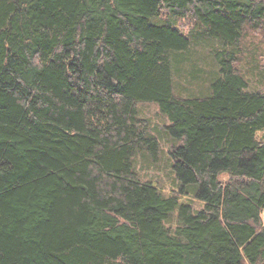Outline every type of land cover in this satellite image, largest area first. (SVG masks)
Here are the masks:
<instances>
[{"label":"trees","instance_id":"16d2710c","mask_svg":"<svg viewBox=\"0 0 264 264\" xmlns=\"http://www.w3.org/2000/svg\"><path fill=\"white\" fill-rule=\"evenodd\" d=\"M258 35L264 0H0V264H264ZM141 102L199 209L135 169Z\"/></svg>","mask_w":264,"mask_h":264},{"label":"rangeland","instance_id":"374dc122","mask_svg":"<svg viewBox=\"0 0 264 264\" xmlns=\"http://www.w3.org/2000/svg\"><path fill=\"white\" fill-rule=\"evenodd\" d=\"M152 20L169 22L174 26L180 27L181 29L183 28L182 25H184L182 31L185 33L188 31V21L183 18L175 17L172 14L162 13L159 17L153 18ZM203 41L204 40L199 41L197 47L191 48L193 49L191 50V54L195 57L194 59L192 56V60L195 62V67L202 65L203 68L208 69L210 65L212 66L213 62L211 61H214V57L209 46L211 43L207 44L203 43ZM253 41H251L252 43L250 42L248 45H246V47H248L250 51L256 48L257 51L260 50L262 53V58L260 60L261 62H264V44L259 39V35L256 36ZM256 54L260 57L259 53ZM246 55L248 56L247 53ZM241 64L243 65V68L248 66L247 63L241 62ZM188 67L189 61H186L183 68L187 69ZM259 68L254 69V73L255 71H258ZM256 76L257 74L252 76V78H254L251 81L252 86L254 88L263 89L262 84L256 80ZM138 109L140 116L145 117L148 120L151 131L157 133L159 138L160 152L156 159H153L146 153H138L135 158V169L143 178L150 179L155 182L154 184L162 191V193L168 194L176 190L180 202L190 201L193 204L195 210L199 209L203 203L195 196L193 192H181V183L175 177V172L172 167L173 159L169 153L172 145V139L170 138L168 129L166 128L167 125L170 124L168 117L163 114L159 110L158 106L153 102H141L138 104ZM262 219L264 221V212L262 213Z\"/></svg>","mask_w":264,"mask_h":264}]
</instances>
